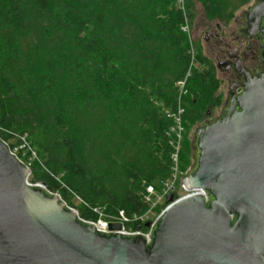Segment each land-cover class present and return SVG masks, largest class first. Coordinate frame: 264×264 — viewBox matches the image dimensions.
<instances>
[{
  "label": "trees",
  "instance_id": "16d2710c",
  "mask_svg": "<svg viewBox=\"0 0 264 264\" xmlns=\"http://www.w3.org/2000/svg\"><path fill=\"white\" fill-rule=\"evenodd\" d=\"M196 1L222 21L250 0ZM181 2L0 0V128L26 138L37 183L79 199L82 220L144 214L146 186L171 176L166 113L180 103L185 128L221 105L199 57L208 67L179 90L192 63Z\"/></svg>",
  "mask_w": 264,
  "mask_h": 264
},
{
  "label": "water",
  "instance_id": "95a60500",
  "mask_svg": "<svg viewBox=\"0 0 264 264\" xmlns=\"http://www.w3.org/2000/svg\"><path fill=\"white\" fill-rule=\"evenodd\" d=\"M244 16L264 69V0ZM216 73L222 104L227 77ZM220 107L191 130L193 160L178 184L196 193L166 198L146 237L83 222L60 196L30 184L0 140V264H264V70L246 77L240 96L230 91L219 115Z\"/></svg>",
  "mask_w": 264,
  "mask_h": 264
},
{
  "label": "built area",
  "instance_id": "2783aa9c",
  "mask_svg": "<svg viewBox=\"0 0 264 264\" xmlns=\"http://www.w3.org/2000/svg\"><path fill=\"white\" fill-rule=\"evenodd\" d=\"M182 31L185 32V26L182 28ZM191 54V53H190ZM192 55V54H191ZM193 59V58H191ZM193 65V60L190 68ZM190 77V73L188 71L185 79L179 83V90L182 93L184 84L187 78ZM180 100V99H179ZM184 111L178 103L177 109L175 113L167 112L166 117L172 120V127L166 133L167 137L172 139L170 145L174 150V154L172 156V168H171V176L170 178L161 185V189L159 191H155L152 186H146L145 195H144V203L147 206V211L142 215H132L127 216L124 212L119 211L112 215H105L103 211L99 209L91 210L92 213L96 214L97 220L95 222H88L85 220H81L83 222L92 223L98 231L110 232V225H118L120 226V230L118 232H122L125 235H138L146 237L150 225L153 221L155 215V210L160 207H164L161 213L166 209L167 204L165 203L166 198L171 197L172 202H176L184 197L195 194L196 192H188L184 191V194L181 196L176 195V189L178 185V180L181 179V174L178 169V154L181 148V136L184 131V127L182 124L181 117ZM9 136V141L4 142L1 138L0 140L9 148V152L13 155L18 161L23 163L24 158L27 156L25 152L34 155L31 150L27 140L23 136H18L13 133H10L6 130L0 128V136ZM35 156V155H34ZM73 209V208H72ZM149 224V227L146 225Z\"/></svg>",
  "mask_w": 264,
  "mask_h": 264
},
{
  "label": "flooded vegetation",
  "instance_id": "af4514ba",
  "mask_svg": "<svg viewBox=\"0 0 264 264\" xmlns=\"http://www.w3.org/2000/svg\"><path fill=\"white\" fill-rule=\"evenodd\" d=\"M256 2L257 0H254V3L249 6V1L245 5L248 8L243 9L245 6L241 7L242 13L240 16L231 19L234 24V29L228 33L229 43H225L222 40L224 29L218 25L214 29L210 27L204 37L207 46V55L214 62V64L209 65V68H211L214 75L216 72H219L227 77V94L225 95L224 102L220 105L219 115L227 104L229 92L232 91L235 97L240 96L243 93V85L246 82V77L254 79L264 70L259 50L261 42L255 38H250V32L248 31L244 16L246 13L251 12ZM219 90L222 91V87Z\"/></svg>",
  "mask_w": 264,
  "mask_h": 264
},
{
  "label": "rangeland",
  "instance_id": "374dc122",
  "mask_svg": "<svg viewBox=\"0 0 264 264\" xmlns=\"http://www.w3.org/2000/svg\"><path fill=\"white\" fill-rule=\"evenodd\" d=\"M254 3V0H250V5ZM179 6H182V10L183 13L186 16V22H185V34L188 37V41L190 44V53L191 58H193V65L191 68H189V73L190 76H192L195 72H202L205 68H207L210 64H214L213 60L211 58H209L208 60L205 59L203 57V45H202V37L203 35L209 31V28L213 25H221V28L224 29V33L222 34V38H224L230 30L234 29V24L233 21L231 19H233L234 17H238L240 16V14L242 13L241 9H238L237 11H235L233 13V16L230 20H216V19H212L211 17H208L207 15H205L203 13L202 7L201 5L196 1V0H192V3L190 4V6L188 8H184L183 3L181 2ZM248 7L245 6L243 9H247ZM201 58L203 60H206L205 63L207 62L208 66L205 67V63H198L196 58ZM215 79H219V75L217 73H215ZM216 109H213L209 112V114H207L202 120H198L192 124H187L186 127L184 128L183 134L181 136V148L180 151H182L181 153L186 157L188 164L185 166L183 164H181L178 160V169H179V173L181 174V178L186 174V172L188 171V169L191 167L192 164V160H193V141H194V137L191 133L192 127L197 123V124H201L204 120H207V118H212L215 116V111ZM179 151V152H180ZM25 155L27 156L26 158H24L23 160V165L26 166L29 171H30V175L28 178V182L32 185L34 184H38V174L36 175V167L34 166L35 162H37V157L25 152ZM183 169V170H182ZM155 186H157L159 188V190L161 189V186L158 184H155ZM158 190V191H159ZM185 190H181L180 185H177V189H176V195L181 196L184 194ZM54 194H57L59 196V193L56 192ZM71 203L74 207V210L76 208H78V205L80 204L79 199L77 198H72L71 199ZM163 210V207L157 208V210H155V216H157L158 214L161 213V211Z\"/></svg>",
  "mask_w": 264,
  "mask_h": 264
}]
</instances>
